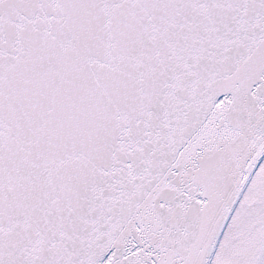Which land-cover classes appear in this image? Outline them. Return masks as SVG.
<instances>
[{
	"label": "snow or ice",
	"instance_id": "6c2138e0",
	"mask_svg": "<svg viewBox=\"0 0 264 264\" xmlns=\"http://www.w3.org/2000/svg\"><path fill=\"white\" fill-rule=\"evenodd\" d=\"M0 264H264V0H0Z\"/></svg>",
	"mask_w": 264,
	"mask_h": 264
}]
</instances>
